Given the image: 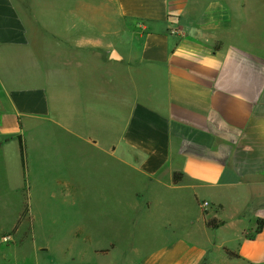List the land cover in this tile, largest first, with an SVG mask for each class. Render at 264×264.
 Segmentation results:
<instances>
[{"label": "crops", "instance_id": "crops-1", "mask_svg": "<svg viewBox=\"0 0 264 264\" xmlns=\"http://www.w3.org/2000/svg\"><path fill=\"white\" fill-rule=\"evenodd\" d=\"M221 10L203 0H0V202L20 199L0 239L28 232L35 171L44 161L61 167L62 142L71 160L100 152L122 178L127 168L148 212L157 192L171 207L192 201L205 227L203 212L223 222L211 230H238V247L221 244L216 262L212 250L184 242L137 264H264V36L231 42L233 21ZM128 20L137 25L126 32ZM114 40L121 52L105 50ZM101 56L121 67L95 69ZM67 186L75 201L82 187Z\"/></svg>", "mask_w": 264, "mask_h": 264}, {"label": "rangeland", "instance_id": "rangeland-1", "mask_svg": "<svg viewBox=\"0 0 264 264\" xmlns=\"http://www.w3.org/2000/svg\"><path fill=\"white\" fill-rule=\"evenodd\" d=\"M99 1L92 0L94 3ZM203 2L221 4L223 19H232L233 22H228L233 23L231 27L234 29L229 36L231 42L243 43L264 36V0ZM111 15L112 9L109 8L107 16L110 20ZM93 18L94 21L102 19L100 15H93ZM136 25L134 21H126V32ZM96 28L101 27L94 26V33ZM112 31L110 25L109 33ZM122 42L107 41L103 45L105 50L115 46L114 50L121 52ZM93 64L95 69L121 67L108 63L102 56ZM98 76L95 71L94 83L101 75ZM61 146L65 153L59 169L53 170L46 161L36 169L35 199L31 203L35 217L29 218V229L28 223L23 222L21 229L28 232L22 240H18L14 233L1 237L0 264H137L149 256L163 253L170 245L184 242L212 250L216 262L224 255L221 244L238 247V230L231 227L207 229L192 201H177L171 207L160 203L163 198L153 192L154 208L148 212L146 203L135 197L136 191L143 190L144 186L128 176L127 168L122 178L121 167L108 163L104 154L99 152L91 162L82 163L74 157L70 159L69 144L61 142ZM56 178H61L63 184L55 186V195H50L49 189L54 187L52 184ZM69 179L77 180L82 187L75 201L67 186ZM11 207L12 214H15L14 210L20 207L18 197L0 202V226L4 229L14 220L9 210ZM209 208L203 204L204 210ZM226 218L230 220V217ZM168 222L172 223L173 229L164 226ZM4 254L8 255L6 261Z\"/></svg>", "mask_w": 264, "mask_h": 264}, {"label": "trees", "instance_id": "trees-1", "mask_svg": "<svg viewBox=\"0 0 264 264\" xmlns=\"http://www.w3.org/2000/svg\"><path fill=\"white\" fill-rule=\"evenodd\" d=\"M19 141H20V153H21V159H22V165H23V169H24V172L25 174H27V148H26V144L22 138V136L19 137ZM182 180V174H175L174 175V182L175 183H178ZM26 185H27V179H26ZM204 203H200V207L203 206ZM203 216H204V219H205V225L207 228H210V229H218L220 227L223 226V222L222 221H219L217 219H208L206 217V212H203ZM258 229L256 231L257 234L260 233L261 231V220L258 221ZM225 252L230 256V257H234V258H238V255L234 254V253H231L230 251L228 250H225Z\"/></svg>", "mask_w": 264, "mask_h": 264}, {"label": "water", "instance_id": "water-1", "mask_svg": "<svg viewBox=\"0 0 264 264\" xmlns=\"http://www.w3.org/2000/svg\"><path fill=\"white\" fill-rule=\"evenodd\" d=\"M110 56L113 60H120V56L116 51H113Z\"/></svg>", "mask_w": 264, "mask_h": 264}, {"label": "built area", "instance_id": "built-area-1", "mask_svg": "<svg viewBox=\"0 0 264 264\" xmlns=\"http://www.w3.org/2000/svg\"><path fill=\"white\" fill-rule=\"evenodd\" d=\"M205 204V203H204ZM206 205V204H205ZM7 240V239H6Z\"/></svg>", "mask_w": 264, "mask_h": 264}]
</instances>
